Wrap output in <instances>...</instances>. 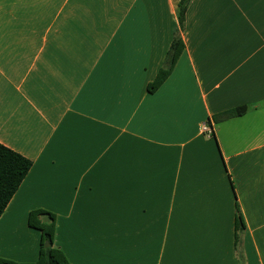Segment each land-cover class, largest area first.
<instances>
[{
  "label": "crops",
  "instance_id": "crops-1",
  "mask_svg": "<svg viewBox=\"0 0 264 264\" xmlns=\"http://www.w3.org/2000/svg\"><path fill=\"white\" fill-rule=\"evenodd\" d=\"M178 3L0 0V143L32 162L0 258L38 259L43 209L70 264H264V0H191L182 29Z\"/></svg>",
  "mask_w": 264,
  "mask_h": 264
},
{
  "label": "trees",
  "instance_id": "trees-1",
  "mask_svg": "<svg viewBox=\"0 0 264 264\" xmlns=\"http://www.w3.org/2000/svg\"><path fill=\"white\" fill-rule=\"evenodd\" d=\"M191 0H179L177 6V19L180 28L185 24L186 11ZM184 49V43L179 33L175 35L169 50L166 54L164 65L160 68L155 80L149 84V90H155L171 73L177 59ZM246 105H239L213 114L215 123H219L230 118L239 117L245 114ZM32 162L27 157L14 151L13 149L0 143V216L7 204L17 191L21 182L31 168ZM46 215V221L39 218ZM29 224L41 231V240L38 259L32 263H20L8 259L0 258V264H70L61 250L53 246L55 234V216L52 212L38 209L29 214ZM242 214L236 207L235 228L237 232L244 229Z\"/></svg>",
  "mask_w": 264,
  "mask_h": 264
},
{
  "label": "built area",
  "instance_id": "built-area-1",
  "mask_svg": "<svg viewBox=\"0 0 264 264\" xmlns=\"http://www.w3.org/2000/svg\"><path fill=\"white\" fill-rule=\"evenodd\" d=\"M200 129L202 132L211 134L213 132L212 124L210 121L201 123Z\"/></svg>",
  "mask_w": 264,
  "mask_h": 264
}]
</instances>
